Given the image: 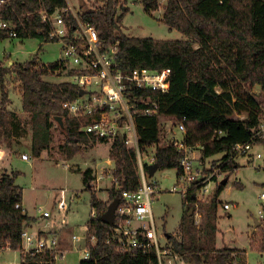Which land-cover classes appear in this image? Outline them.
I'll list each match as a JSON object with an SVG mask.
<instances>
[{"label":"trees","instance_id":"trees-1","mask_svg":"<svg viewBox=\"0 0 264 264\" xmlns=\"http://www.w3.org/2000/svg\"><path fill=\"white\" fill-rule=\"evenodd\" d=\"M138 3L146 13L159 9L158 0H138ZM95 4L92 8L81 5L76 17L95 28L101 47L118 43L117 70L129 73L135 68H147L170 72L164 94L126 92L129 99L143 95L158 105V111L153 115L143 114L140 104L132 110L138 147H156L154 163L158 171L174 169L178 175L182 157L172 143H161L160 117L183 123V143L200 147L201 162L216 155H221L220 160L225 162L231 157L233 146L240 143H260L264 151V137L260 140L255 136L264 118V0H167L162 22L169 30L181 33V40L126 36L121 31L125 13L119 12L123 6L118 0H95ZM67 7L66 0H10L1 7V14L17 25L18 38L57 42L49 37L50 28L42 22L39 10L44 8L53 13ZM66 13L71 33L76 19L70 11ZM6 37L0 30V39ZM64 67L60 60L40 65L35 56L24 64L4 66L0 62V143L10 147L12 138L26 134L29 126L31 151L34 156H39L52 141L51 128L57 117L62 119L67 159L79 152L80 143L97 141L82 132L79 121L68 117L62 108L64 101L78 98L82 89L69 81L57 83L45 79ZM82 73L78 69L67 71L68 76ZM12 74L20 83L25 119L7 109L6 78ZM255 87L260 89L259 99L251 94ZM108 157L114 166L112 176L118 182L117 188L113 185L110 189L108 202L100 201L92 190L95 179L92 169L87 168L81 174L82 184L90 192L91 212H95V216L86 222L87 235H94L95 243L93 246L88 244L90 256L78 264H158L153 254L121 253L106 243L111 226L102 222L100 216L113 200H121L122 191H135L140 186L133 148H128L124 140L116 137ZM221 167L228 173L225 176L228 178L237 165L235 159L230 158ZM144 171L148 172L147 166ZM18 175L17 172L4 173L0 177V246H9L13 250L19 247L22 229L31 221L22 207L16 208L22 203V189L15 184ZM226 184H217L213 197L199 203L202 225L195 224L194 199L190 194L181 197L180 240L170 236V241L173 252L185 264H232L233 254L239 252L228 247L218 249L215 244L216 211ZM191 209L193 212L189 215ZM263 250L264 237L259 251ZM20 264L55 262L49 253H27L21 256Z\"/></svg>","mask_w":264,"mask_h":264},{"label":"rangeland","instance_id":"rangeland-1","mask_svg":"<svg viewBox=\"0 0 264 264\" xmlns=\"http://www.w3.org/2000/svg\"><path fill=\"white\" fill-rule=\"evenodd\" d=\"M76 12H80V6L87 8L95 6V0H66ZM167 0H158L159 9L156 12H144L138 0H118L123 6L119 12L125 15L121 21V31L126 36L139 38H152L154 40H181L183 36L176 30H169L162 22L163 7ZM41 64H49L59 61L61 58V44L59 42L43 43L38 38H10L0 39V62L4 66L11 64H24L33 57ZM11 63V64H10ZM71 66L67 64L62 71L50 73L46 80L52 82L71 81L67 71ZM9 103L7 109L10 111H20L22 108L19 89L20 83L15 74L6 78ZM258 87L251 91V94L259 99L260 94L256 91ZM21 118H26L23 113ZM161 123V143L165 144L172 137L167 133V128L174 133L173 125L175 121L166 123L164 118ZM264 123V121H263ZM264 126V124H263ZM27 133L21 138V148H10L4 143H0V173L11 174L17 172L15 184L22 189L23 208L28 215L34 217L30 223L35 227L34 231L49 229L55 232L59 239V246L66 253L56 264H78L84 259L82 249L85 248L84 241L75 243L72 241L74 235L85 237L84 226L91 217L90 192L83 187L82 172L87 168L92 169L94 178L103 172L105 178L110 174V164L108 154L111 142L91 141L80 143V150L72 158L67 159L65 155V134L62 123L54 119L52 126V141L50 148L41 154L40 158L32 157L28 154L31 147L30 127L27 126ZM175 136H178L176 133ZM153 148L144 149L142 152L151 155ZM150 152V153H148ZM251 153L253 161L248 163L246 158L238 160L240 168L232 171L227 179V184L219 196V205L216 211V238L217 248H236L239 254L235 256L232 264H258L264 258L260 256L261 239L264 237V227L254 226L257 218L259 195L264 193V168L263 147L255 144ZM27 154L30 160L23 161L20 155ZM46 154V155H45ZM260 154L261 158L256 159L255 155ZM219 155L208 160L210 164L219 159ZM138 159V158H137ZM238 159V158H237ZM139 161V160H137ZM138 163V162H137ZM195 164H197L195 162ZM260 166V168H258ZM228 174V173H227ZM225 174V176H227ZM147 175V174H146ZM221 176L217 181L208 184L207 200H210L217 184L225 178ZM151 181L156 182L159 192L153 197L152 213L157 225V233H168L171 237L180 240L178 230L182 208V199L179 192H171L176 183V170L168 169L157 171ZM101 181V185L92 184V190L97 198L102 202L109 201L110 184ZM228 202L232 204L230 210L224 211L222 204ZM203 202H200V204ZM195 212L201 214L199 205ZM192 210V209H191ZM48 212L49 217H41L42 212ZM190 211V210H189ZM193 212V210H192ZM36 218V219H35ZM41 220V221H40ZM197 225H202V215L197 217ZM29 223V222H28ZM164 243L163 239H160ZM171 244V241L169 240ZM243 249L246 250V260ZM177 255V254H176ZM1 260L9 264L20 262L16 252L8 251L1 255ZM262 259V260H261ZM173 264H185L182 258L177 255L173 259Z\"/></svg>","mask_w":264,"mask_h":264},{"label":"built area","instance_id":"built-area-1","mask_svg":"<svg viewBox=\"0 0 264 264\" xmlns=\"http://www.w3.org/2000/svg\"><path fill=\"white\" fill-rule=\"evenodd\" d=\"M8 1L10 0H0V30L4 31L10 38H18L17 25L1 14V7ZM67 11H70L76 19V26L73 27L71 33H69L68 22L66 21ZM76 14L69 6L57 9L53 13L47 12L44 8L39 10L42 22L50 28L49 37L55 38L61 44L60 62L64 66L69 64L70 69H78L84 72L69 76L71 78L69 82L78 85L83 94L75 100L64 101L62 108L68 117L79 121L82 132L97 138V141L107 140L111 143L116 137H119L125 141L128 148L135 150L137 160H139L137 162L140 186L135 191L121 192V200L114 212L111 235L106 243L112 244L117 252L153 254L158 264H173V259L177 255L173 252L172 245L169 243L170 239L166 237V233H157V225L151 209L153 197L159 192V187L156 182L149 179L148 172L144 171L146 166L149 167L154 164L156 147H149L154 150L151 155L143 153L142 150L144 149H139L132 119V110L136 104L142 105V112L146 115L156 114L158 105L149 97L144 98L143 95L139 98L133 96L131 99L126 96L127 91L133 93L134 90L166 93L170 72L168 69L150 70L147 68H135L129 73L117 70L118 43L101 47V41L95 28L81 22ZM162 118H159V122ZM164 121L167 124L171 123L170 119L167 118H164ZM167 129V133L172 135L167 143H172L176 150L182 153L179 161L181 171L178 175L176 174V183L171 192H179L181 197H185L187 194L194 195L195 207L200 202L207 200L205 196L208 192L209 182L217 181L218 178L227 174L221 166L226 164L230 158L236 160L237 158L248 157V163L253 161L254 155L251 151L254 145L252 142H247L235 144L231 151V157L227 161L220 160L212 166H205L200 161V155H195L196 148L186 146L183 143L185 129L182 122H175L173 125L174 133H171L169 128ZM176 133L178 136H175ZM218 134L221 135L222 132L219 131ZM255 136L261 140L264 133L258 131ZM255 158L260 159L261 155L256 154ZM20 159L30 160L27 154L20 155ZM262 167L264 168V156ZM112 170L108 175L111 178L109 184L111 188L113 185L117 188L118 182L113 178ZM1 175L2 173H0V177ZM102 179H104L103 172L96 176L95 181ZM259 199L261 203L255 220L264 227V193L259 195ZM231 206L226 202L222 204V209L227 211ZM20 207L22 204L16 205V208ZM49 216L46 211L41 214L43 218ZM94 216L95 212H92L91 217ZM200 216L201 214L194 213L196 225L198 224L196 219ZM84 228L86 230L85 237L74 235L72 241L75 243L84 241L85 248L81 252L84 259H88L90 256L89 248L94 245L95 237L94 235L88 236L87 226L85 225ZM160 239H163L164 243ZM8 251L18 253L20 262L21 256L27 253H49L53 256L55 264L66 253L60 248L59 239L55 232L51 230L34 231L26 226L22 229L20 244L17 249L13 250L9 246H0V256ZM20 262L12 264H20ZM0 264L9 263L3 262L0 257Z\"/></svg>","mask_w":264,"mask_h":264},{"label":"crops","instance_id":"crops-1","mask_svg":"<svg viewBox=\"0 0 264 264\" xmlns=\"http://www.w3.org/2000/svg\"><path fill=\"white\" fill-rule=\"evenodd\" d=\"M69 7H70V5H69ZM71 9H73V8H71ZM73 11L74 12H76L74 9H73ZM11 64V63H10ZM48 81H50V80H48ZM52 82V81H51ZM60 82H66V81H60ZM58 83V82H57ZM256 88V87H255ZM257 92H258V94H260V89H257L256 90ZM10 111V110H9ZM11 112H13V113H15L18 117H21L22 115H19L20 113H23L22 112V108H21V110L20 111H11ZM24 115V114H23ZM263 121H264V118H263V120H262V122H261V125H260V131H263V133H264V126H263ZM27 129H28V127H27ZM51 131H52V128H51ZM27 133V132H26ZM52 133V132H51ZM31 134H32V131H31V128H30V137H31ZM26 134H24L23 136H25ZM23 136H15V137H13L12 138V141H11V145H10V148H16V149H20L21 148V142H20V140H21V138H23ZM31 139V138H30ZM50 148V145H49V147L46 149V150H44V151H42L41 153H40V155L39 156H34L33 154H32V151H31V147H30V150H29V152H28V154H30L32 157H35V158H40L41 157V154L42 153H44V152H46L48 149ZM200 147H196V152H195V155H197V156H199V152H200V149H199ZM149 149V148H148ZM48 152V151H47ZM46 155V154H45ZM216 156H218V155H216ZM30 157V156H29ZM215 157V156H214ZM219 157L221 158V155H219ZM31 158V157H30ZM213 158V157H212ZM212 158H207V159H205L204 161H203V163L205 164V166H208V165H213V164H210V163H208L209 161L208 160H210V159H212ZM220 158L219 159H217L216 160V162H218L219 160H220ZM242 158H246L247 160H249L248 159V157H241V158H238V159H236L235 160V162H236V165H237V168L236 169H238V168H240L241 166L238 164V160H242ZM24 161V160H23ZM108 162L109 163H112V161L111 160H109L108 159ZM215 162V163H216ZM114 166L113 165H111L110 164V169L112 170V168H113ZM235 169V170H236ZM158 171V170H157ZM156 171V172H157ZM99 174V173H98ZM97 174V175H98ZM94 176V175H93ZM96 179V178H95ZM95 179L93 180V182H92V184H97V186L99 185V187H100V185H101V181L103 182V181H108V182H110L111 181V178L108 176L107 178H105L104 177V179H102V180H99V181H95ZM228 179V178H227ZM109 184V183H108ZM84 187V186H83ZM101 201V200H100ZM224 203H226V202H224ZM228 203V202H227ZM22 204V208H23V203H21ZM232 205V204H231ZM233 206V205H232ZM231 206V207H232ZM231 209V208H230ZM229 209V210H230ZM23 211H24V213L28 216V217H30L31 218V221L29 222V223H27V225H26V227L27 228H29V229H31V230H35V227H33L32 225H30V223L32 222V221H34V217H31V216H29L28 215V213H27V211L23 208ZM228 211V210H227ZM92 213V212H91ZM181 215H182V212H181ZM180 218H181V216H180ZM36 219V218H35ZM41 221V220H40ZM87 222V221H86ZM44 230H51V228L49 229V226H48V228L47 229H42V230H38V231H44ZM52 231V230H51ZM166 234H168V233H166ZM170 235V234H169ZM170 239V238H169ZM217 248V247H216ZM219 249V248H218ZM234 249H236V248H234ZM239 250V249H238ZM243 252H244V254H245V261H246V263H247V260H246V255H247V252H246V250H244L243 249ZM263 252L264 251H258V253L260 254V256L261 257H263L264 258V255H263ZM237 254H239V252H236V253H234L233 254V257L235 258V256L237 255ZM262 260V259H261ZM233 262H235V259H234V261ZM258 264H264L263 262H261V263H258Z\"/></svg>","mask_w":264,"mask_h":264},{"label":"water","instance_id":"water-1","mask_svg":"<svg viewBox=\"0 0 264 264\" xmlns=\"http://www.w3.org/2000/svg\"><path fill=\"white\" fill-rule=\"evenodd\" d=\"M83 94V91L81 90L80 91V96ZM55 120H57L58 122H60V124L62 123V119L60 117H57L55 118ZM121 139V138H120ZM158 167H157V164H153V165H150L148 167V175L150 177H152L154 175V173L157 171ZM226 181H227V178L223 179L220 183L221 184H226ZM193 199L195 198L194 195L191 196ZM118 205V201L117 200H113L107 207V209L105 210V212L100 216V219L102 222L108 224L109 226H111L113 224V218H114V212H115V209ZM192 213V210H190L188 212V214L190 215ZM259 223L254 220V226H258ZM166 237L169 239L170 238V235L169 234H166Z\"/></svg>","mask_w":264,"mask_h":264}]
</instances>
